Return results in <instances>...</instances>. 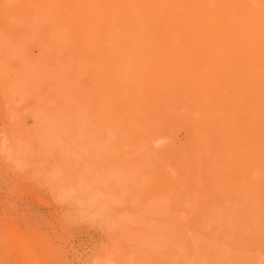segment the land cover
I'll use <instances>...</instances> for the list:
<instances>
[{
	"label": "rangeland",
	"instance_id": "1",
	"mask_svg": "<svg viewBox=\"0 0 264 264\" xmlns=\"http://www.w3.org/2000/svg\"><path fill=\"white\" fill-rule=\"evenodd\" d=\"M0 264H264V0H0Z\"/></svg>",
	"mask_w": 264,
	"mask_h": 264
},
{
	"label": "bare ground",
	"instance_id": "2",
	"mask_svg": "<svg viewBox=\"0 0 264 264\" xmlns=\"http://www.w3.org/2000/svg\"><path fill=\"white\" fill-rule=\"evenodd\" d=\"M262 6V5H261ZM225 19V18H224ZM233 25H234V23H233ZM237 65V64H236ZM238 67H239V65H238ZM235 81V80H234ZM255 90V89H254ZM233 95V94H232ZM233 99V98H232ZM231 101V100H230ZM247 109H248V107H247ZM239 117V116H238ZM241 117H243V115L241 116ZM234 119V118H233ZM232 119V120H233ZM224 132V131H223ZM228 133V132H227ZM223 134V133H222ZM242 140V139H241Z\"/></svg>",
	"mask_w": 264,
	"mask_h": 264
}]
</instances>
